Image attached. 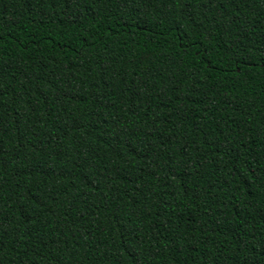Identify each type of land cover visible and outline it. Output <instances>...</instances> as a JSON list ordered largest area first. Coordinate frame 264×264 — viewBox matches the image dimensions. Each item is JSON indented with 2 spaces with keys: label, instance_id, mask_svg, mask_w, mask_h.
<instances>
[{
  "label": "trees",
  "instance_id": "trees-1",
  "mask_svg": "<svg viewBox=\"0 0 264 264\" xmlns=\"http://www.w3.org/2000/svg\"><path fill=\"white\" fill-rule=\"evenodd\" d=\"M0 264H264V0H0Z\"/></svg>",
  "mask_w": 264,
  "mask_h": 264
}]
</instances>
